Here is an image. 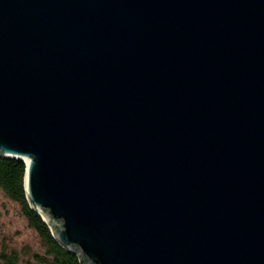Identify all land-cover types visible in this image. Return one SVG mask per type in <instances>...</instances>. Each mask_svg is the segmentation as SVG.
Instances as JSON below:
<instances>
[{"label": "water", "instance_id": "1", "mask_svg": "<svg viewBox=\"0 0 264 264\" xmlns=\"http://www.w3.org/2000/svg\"><path fill=\"white\" fill-rule=\"evenodd\" d=\"M0 155L82 264H264V0H0Z\"/></svg>", "mask_w": 264, "mask_h": 264}, {"label": "trees", "instance_id": "2", "mask_svg": "<svg viewBox=\"0 0 264 264\" xmlns=\"http://www.w3.org/2000/svg\"><path fill=\"white\" fill-rule=\"evenodd\" d=\"M26 164L23 160L0 155V190L19 203L30 226L38 233L42 251H24L0 245V264H23V254L29 255L26 264H82L79 257L64 248L53 236L51 229L41 215L34 210L26 196L24 178Z\"/></svg>", "mask_w": 264, "mask_h": 264}, {"label": "rangeland", "instance_id": "3", "mask_svg": "<svg viewBox=\"0 0 264 264\" xmlns=\"http://www.w3.org/2000/svg\"><path fill=\"white\" fill-rule=\"evenodd\" d=\"M0 245L7 248H17L21 251L27 247L35 251H42L41 239L22 213L19 203L8 198L1 190ZM28 257L29 255L23 254V264H26Z\"/></svg>", "mask_w": 264, "mask_h": 264}]
</instances>
